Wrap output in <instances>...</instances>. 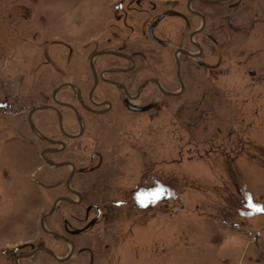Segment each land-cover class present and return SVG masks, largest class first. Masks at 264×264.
<instances>
[{"label":"rangeland","instance_id":"rangeland-1","mask_svg":"<svg viewBox=\"0 0 264 264\" xmlns=\"http://www.w3.org/2000/svg\"><path fill=\"white\" fill-rule=\"evenodd\" d=\"M125 1L0 0V264L39 246L68 254L40 218L59 196L77 200L73 189L82 203L60 201L44 218L72 255L40 250L18 264H264V211L255 210L264 207V0H191L205 18L200 50L188 43L199 20L187 0H137L143 13L126 47L144 57L138 81L154 76L177 91L175 47L197 55L179 54L180 94L155 88L140 100L147 112L117 104L87 118L68 154L83 165L98 150L94 174L67 186L64 171L38 167L28 130L21 138L22 104L50 102L63 80L86 86V58L104 45L96 26ZM164 12L159 46L143 31ZM41 113L44 126L55 124Z\"/></svg>","mask_w":264,"mask_h":264},{"label":"flooded vegetation","instance_id":"flooded-vegetation-1","mask_svg":"<svg viewBox=\"0 0 264 264\" xmlns=\"http://www.w3.org/2000/svg\"><path fill=\"white\" fill-rule=\"evenodd\" d=\"M197 2L202 3L201 0H197ZM140 5L141 2L137 0L120 2L119 8L109 10L108 24H104L106 18L102 17L103 24L96 26V29H101L98 31L97 40L103 42L104 45L91 51L90 56L86 58V70L89 76L86 86H81L70 80H63L50 89V102L30 104L29 106L21 105V138L25 137L26 130L33 136L34 141L30 139L28 141L37 148V157L42 162L38 167L46 166L50 168L49 172L64 171V176L66 179L71 177L70 180L75 175L89 176L90 172L94 174L97 166L91 167L90 162L102 160L98 150H90L87 154V161L83 165H80L74 157L68 154L71 142L78 141L85 134L88 117L104 116L111 112L117 104L129 113L147 112L151 107H145L146 104H142L140 100L144 96H150V93L153 94L155 88L165 96L180 94H172L176 91L164 88L160 80L154 76H146L137 80L136 71L140 64L139 61L144 57H139L135 51L129 50L126 43L134 30L136 15L143 13L142 9L138 8ZM185 6L186 11L199 20L198 27L193 28L188 36V43L195 48H198L197 45L201 47L194 38L204 27L205 18L200 10L191 7V1L187 0ZM168 13L170 12L160 14L146 30L144 29L145 39L162 46L164 38L161 35H156L155 31L161 21L168 16ZM203 19L204 25L201 27ZM182 21L184 24H189L186 16H182ZM116 43L119 44L115 45ZM185 48V46H176L173 53L175 76L180 88L183 81L180 73L182 60L179 58V54L193 58L192 55L182 51L186 50L197 55ZM42 111H49L54 116V125L48 127L43 125L39 119ZM73 191L78 192L76 189ZM71 194L78 198L76 194L72 192ZM82 200L81 195L77 200L61 201L70 205H79ZM89 210L90 207L86 206V215Z\"/></svg>","mask_w":264,"mask_h":264},{"label":"water","instance_id":"water-1","mask_svg":"<svg viewBox=\"0 0 264 264\" xmlns=\"http://www.w3.org/2000/svg\"><path fill=\"white\" fill-rule=\"evenodd\" d=\"M188 1H191V0H188ZM204 3H222V2H225V1H227V0H202ZM161 17V16H160ZM202 18H203V16H202ZM204 25V19L202 20V23H201V27ZM198 46V48H199V50H200V46L199 45H197ZM184 53H186V54H190V55H192L193 57H194V55H196V54H191L190 52H188V51H186V50H182ZM176 54H177V52H176ZM182 89H183V84L181 83V88H180V90L179 91H176L175 93H172V94H178V93H180V92H182ZM73 172V171H72ZM70 179H71V177H68L67 179H66V185L68 186L69 185V183H70ZM71 190V189H70ZM71 192L72 193H74V194H76L77 196H78V199L81 197V195H80V193H78V192H75V191H73V190H71ZM61 200H64V201H72V200H70L69 198H67L66 196H59V197H57L54 201H53V203H52V205H51V207H50V209L47 211V212H45L42 216H41V218H40V226H41V228L45 231V232H49L50 234H52V235H55V236H57V237H59V238H61V239H63V240H66L69 244H70V248H69V252H68V254L65 256V257H63V258H60V257H58L56 254H55V252L53 251V250H51L50 248H47L46 246H39V247H37V248H33L30 252H27V253H25V254H20V255H17L16 257H15V263L16 264H18V258H20V257H29V256H31L33 253H35V252H37V251H40V250H44V251H46L48 254H50L53 258H55V259H57V260H60V261H64V260H66L67 258H69L71 255H72V252H73V248H74V244L72 243V242H70L67 238H66V236H64V235H62V234H60V233H58V232H55V231H52V230H48V229H46L45 228V225H44V218L45 217H47L48 215H50V214H52L53 213V211L55 210V207H56V205H57V203L59 202V201H61Z\"/></svg>","mask_w":264,"mask_h":264},{"label":"snow or ice","instance_id":"snow-or-ice-1","mask_svg":"<svg viewBox=\"0 0 264 264\" xmlns=\"http://www.w3.org/2000/svg\"><path fill=\"white\" fill-rule=\"evenodd\" d=\"M255 210L256 211H264V207H257Z\"/></svg>","mask_w":264,"mask_h":264}]
</instances>
